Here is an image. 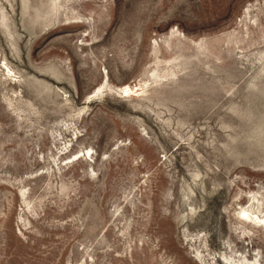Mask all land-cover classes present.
<instances>
[{
    "label": "rangeland",
    "instance_id": "1",
    "mask_svg": "<svg viewBox=\"0 0 264 264\" xmlns=\"http://www.w3.org/2000/svg\"><path fill=\"white\" fill-rule=\"evenodd\" d=\"M245 214L264 0H0V264H264Z\"/></svg>",
    "mask_w": 264,
    "mask_h": 264
},
{
    "label": "bare ground",
    "instance_id": "2",
    "mask_svg": "<svg viewBox=\"0 0 264 264\" xmlns=\"http://www.w3.org/2000/svg\"><path fill=\"white\" fill-rule=\"evenodd\" d=\"M244 214V213H243ZM245 217L248 219V220H250L251 222L253 221V222H255V223H259V224H261L262 226H264V219L263 220H260L258 217H255L254 219L255 220H253V218H251L248 214H245ZM244 218V217H243ZM252 222V223H253Z\"/></svg>",
    "mask_w": 264,
    "mask_h": 264
}]
</instances>
